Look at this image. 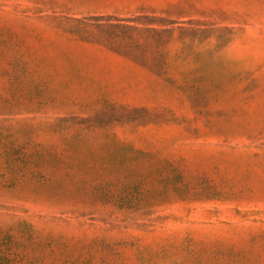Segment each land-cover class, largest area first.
<instances>
[{"label":"rangeland","instance_id":"1","mask_svg":"<svg viewBox=\"0 0 264 264\" xmlns=\"http://www.w3.org/2000/svg\"><path fill=\"white\" fill-rule=\"evenodd\" d=\"M18 264H264V0H0V252Z\"/></svg>","mask_w":264,"mask_h":264},{"label":"trees","instance_id":"2","mask_svg":"<svg viewBox=\"0 0 264 264\" xmlns=\"http://www.w3.org/2000/svg\"><path fill=\"white\" fill-rule=\"evenodd\" d=\"M20 242L17 239L10 238L8 251L4 254L0 252V264H18L21 260V253L17 252L14 247H18Z\"/></svg>","mask_w":264,"mask_h":264}]
</instances>
